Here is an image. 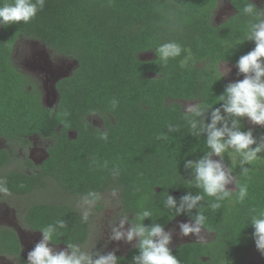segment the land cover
I'll use <instances>...</instances> for the list:
<instances>
[{
	"label": "trees",
	"instance_id": "16d2710c",
	"mask_svg": "<svg viewBox=\"0 0 264 264\" xmlns=\"http://www.w3.org/2000/svg\"><path fill=\"white\" fill-rule=\"evenodd\" d=\"M11 2L0 0V6ZM218 2L45 0L43 9L28 23L0 25V139L27 152L19 159L10 150L0 149V180L6 181L10 194L28 196L54 181L75 197L90 191L100 196L118 192L130 219L145 208L152 212L144 221L146 226L158 222L166 228L176 218L189 220L188 215L175 216L163 207L167 193L179 202L182 195L201 191L187 183L192 176L184 163L208 151L204 137L190 134L180 102L220 107L217 97L229 84L220 64L235 65L255 47L247 41L248 25L254 22L243 13L248 0H228L235 14L214 25ZM20 39L40 42L76 61L73 73L56 83V108L44 105L39 81L16 67L13 54ZM169 41L179 43L184 51L163 65L156 61L154 49ZM145 53H153L154 58L142 60L140 55ZM113 98L118 100L115 110L109 104ZM65 110L70 113L67 118L60 115ZM92 111L95 116L89 115ZM93 117L101 119L102 128L91 122ZM169 123L180 131L169 133L166 140L157 139L167 133ZM241 124L242 130H249L245 118ZM104 130L109 133L106 141L99 138ZM252 131L257 139L264 136V127ZM34 136L52 140L47 158L39 165L28 156ZM224 155L237 184L247 185V196L242 202L237 191L223 201L205 196L201 202L204 229L213 239L171 249L180 264H241L255 246L249 221L251 215L264 212V159L247 165L250 171L243 175L239 157ZM114 168H119L118 175L113 174ZM212 203L220 207L212 209ZM96 205L102 210L101 199ZM26 210L25 225L36 233L57 219L66 221L67 227L59 230L51 245L72 243L86 248L91 220L83 222L78 210L49 203L32 204ZM195 214L193 210L191 215ZM137 254L135 247L117 256L118 264H131ZM0 255L25 264L15 229L0 228Z\"/></svg>",
	"mask_w": 264,
	"mask_h": 264
},
{
	"label": "clouds",
	"instance_id": "9594fccd",
	"mask_svg": "<svg viewBox=\"0 0 264 264\" xmlns=\"http://www.w3.org/2000/svg\"><path fill=\"white\" fill-rule=\"evenodd\" d=\"M44 3L45 0H12L11 3H5L0 6V25L21 21L28 23L43 9ZM243 13L254 19V22L248 25L247 41L255 44V47L240 56L235 64L238 74H242L244 78L226 85L223 94L217 97L220 101L218 108L204 105L202 102L184 106L183 116L190 127V134L194 137H204L208 149L200 158L186 160L184 163L185 170H190L192 176L187 183L194 184L201 191L196 194L186 193L179 198V202L167 193L163 201V207L174 212L175 216L190 217L189 221L178 224L179 234L182 237L194 235L197 241L202 239L201 232L206 221L201 205L205 196L223 201L230 198L233 191H237V200L242 202L248 193L247 185H238L231 168L224 164V154L231 156L234 153L239 157V167L243 175L250 171L247 165L264 159V137L257 139L251 129L242 130L241 124V120L247 118L252 125L264 127V10L258 9L248 0ZM182 51V46L175 41L162 43L154 49L156 61L163 65L179 57ZM183 66L184 61H181V67ZM226 70L227 74L230 69ZM109 104L111 109L115 110L118 100L113 98ZM208 113L210 115L207 119L210 122L206 123ZM60 115L67 118L70 113L65 110ZM89 115L95 116L96 113L92 111ZM166 129L167 133L159 134L157 139L166 140L169 133L180 131L179 126L171 123L166 125ZM108 135L106 130L100 131L99 138L106 141ZM113 174L118 175L119 168H114ZM232 184H235V190L228 187ZM0 193L10 194L6 181L0 180ZM100 199V194L95 191H90L82 197L80 204L83 207V222L88 221L91 207ZM210 207L218 209L220 204L212 203ZM193 210L196 211L194 216L191 215ZM252 212L255 213L256 210L253 209ZM151 216L152 212L146 208L135 213L132 219H129L128 215L123 216L117 224L110 226L109 239L128 244L136 242L138 254L133 256L131 264H180L169 247L173 233L166 231L158 222L146 226L144 221ZM249 224L254 229L252 238L256 249L264 255V212L251 215ZM66 227L65 220L57 219L41 228V239L28 251L25 264H118L119 258L115 251L107 254L93 253L72 243H68L66 249L54 250L49 244L53 237L59 234V230Z\"/></svg>",
	"mask_w": 264,
	"mask_h": 264
},
{
	"label": "rangeland",
	"instance_id": "374dc122",
	"mask_svg": "<svg viewBox=\"0 0 264 264\" xmlns=\"http://www.w3.org/2000/svg\"><path fill=\"white\" fill-rule=\"evenodd\" d=\"M251 1L259 8L264 7V0ZM234 14L235 12L228 0H219L212 22L214 25H219ZM140 58L142 60H151L154 58V54H141ZM13 61L16 67L23 73L39 81L43 93L44 105L52 108H56L58 103L56 83L62 78L70 76L77 67V63L73 59L56 54L40 42L27 39H20L16 44ZM219 68L227 83L236 82L244 78L242 74H238V69L231 63L222 62ZM226 68L230 69L227 74ZM180 103L184 108L186 104L196 102L181 101ZM90 120L96 126L103 127L102 121L98 117L90 118ZM245 125L251 130L261 127L252 125L247 118H245ZM75 136L76 133L71 134V138ZM30 142L28 156L36 165H39L47 158V149L52 144V140L34 136L30 139ZM0 149L10 150L12 155L19 159H23L27 155L25 150L19 149V147L15 149V147H12L3 139H0ZM213 159L218 160L219 157H213ZM228 187L235 190V184L229 185ZM113 192L115 191H109L101 195L102 210L96 204L90 209L91 235L85 250L93 253L100 252L101 254L115 251L116 256H124L135 248L136 242L133 241L132 244H128L124 241H113L109 239L111 225L117 224L125 215H128L129 219L131 218L122 209L120 194L115 192V195H113ZM81 199V197L72 196L65 190L59 188L54 181H49L46 188L24 197L0 193V228H13L18 232L23 245L25 258H27L28 251L41 239L40 233L29 230L25 225L23 217L28 206L36 203L68 204L82 214L83 207L80 204ZM187 221L189 220L176 218L165 228L166 231L173 233L172 243L169 245L171 249L186 243L208 242L213 239V235L205 229L201 232L202 239L200 241H197V237L194 235L187 237L180 236L178 224ZM125 227L127 228L128 225ZM49 246L56 251L66 249L64 246H54L51 244ZM0 264H15V262L12 259L0 256ZM241 264H264V255L254 246L243 257Z\"/></svg>",
	"mask_w": 264,
	"mask_h": 264
},
{
	"label": "flooded vegetation",
	"instance_id": "af4514ba",
	"mask_svg": "<svg viewBox=\"0 0 264 264\" xmlns=\"http://www.w3.org/2000/svg\"><path fill=\"white\" fill-rule=\"evenodd\" d=\"M260 128H262V127H260ZM260 128H255V129H252V130H256V129H260ZM264 137V136H263ZM20 237V236H19ZM20 240H21V238H20ZM22 243V242H21ZM22 247H23V245H22ZM23 255H24V249H23ZM0 256H2V255H0ZM3 258H8V259H12L14 262H15V264L17 263V261L15 260V259H13V258H10V257H7V256H2ZM24 257H25V255H24Z\"/></svg>",
	"mask_w": 264,
	"mask_h": 264
},
{
	"label": "water",
	"instance_id": "95a60500",
	"mask_svg": "<svg viewBox=\"0 0 264 264\" xmlns=\"http://www.w3.org/2000/svg\"><path fill=\"white\" fill-rule=\"evenodd\" d=\"M48 107V106H47ZM49 108H52V107H49Z\"/></svg>",
	"mask_w": 264,
	"mask_h": 264
}]
</instances>
